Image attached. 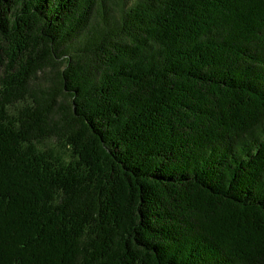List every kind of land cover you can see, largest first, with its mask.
Instances as JSON below:
<instances>
[{"label": "trees", "instance_id": "trees-1", "mask_svg": "<svg viewBox=\"0 0 264 264\" xmlns=\"http://www.w3.org/2000/svg\"><path fill=\"white\" fill-rule=\"evenodd\" d=\"M0 264H264V0H0Z\"/></svg>", "mask_w": 264, "mask_h": 264}]
</instances>
